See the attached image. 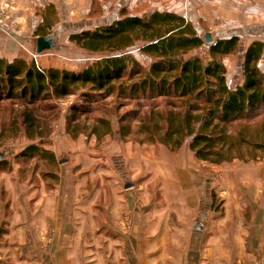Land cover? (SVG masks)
I'll use <instances>...</instances> for the list:
<instances>
[{"label": "crops", "instance_id": "obj_1", "mask_svg": "<svg viewBox=\"0 0 264 264\" xmlns=\"http://www.w3.org/2000/svg\"><path fill=\"white\" fill-rule=\"evenodd\" d=\"M92 1L0 0L12 7L18 23L15 30L0 26V58L13 61L26 54L32 39L77 22ZM160 3L159 11L191 22L206 24L214 18L225 27L259 25L264 31V0ZM77 145L80 152L74 156L79 158L85 148ZM146 146L107 148L111 156L123 153L124 170L134 176L122 181L121 169L109 168L115 175L109 192L101 193V206L100 193L86 189L84 196L85 182L73 171L56 188L46 187L39 176L38 188L23 185L18 195L7 189L5 204L0 193V264H264V158L211 164L196 159L186 146L174 152L150 145L160 155L146 161ZM45 149L57 160L62 152ZM82 163L83 158L69 168ZM213 195L223 201L217 211ZM15 197L22 206H15Z\"/></svg>", "mask_w": 264, "mask_h": 264}, {"label": "trees", "instance_id": "obj_2", "mask_svg": "<svg viewBox=\"0 0 264 264\" xmlns=\"http://www.w3.org/2000/svg\"><path fill=\"white\" fill-rule=\"evenodd\" d=\"M69 40L90 53L108 54L80 71L41 67L35 60L27 61V54L13 61L0 58V111L7 114L13 104L17 106L8 119L0 118V140L26 137L30 144L20 153L23 162L39 157L58 164L42 144L51 129V119L42 113L51 101L79 92L82 103L71 106L68 116V132L74 136L87 127L80 128L77 114L87 116L113 98L117 126L107 115L96 117L90 133L98 141L116 135L121 141L134 138L172 151L187 146L196 159L211 164L262 158L264 121L255 120L264 111V42L245 48L242 84L230 85L227 69L217 57L239 52V37L207 46L203 36L175 13L128 15L75 33ZM138 42L143 43L140 52L149 58L147 66L128 52ZM203 46L208 47V62L200 56L184 58ZM131 102L136 108L123 112Z\"/></svg>", "mask_w": 264, "mask_h": 264}, {"label": "rangeland", "instance_id": "obj_3", "mask_svg": "<svg viewBox=\"0 0 264 264\" xmlns=\"http://www.w3.org/2000/svg\"><path fill=\"white\" fill-rule=\"evenodd\" d=\"M159 4H161L160 0H94L86 10L87 12L85 15L79 17L77 16V22L59 25L58 28L48 33V35L57 33V42L58 45L61 46V49L58 48L55 50H48L41 55H37L35 50L36 39L34 38L31 40V50L24 51L27 54L25 59L27 61L35 60L36 63L41 67L55 66L61 69L80 71L84 67L106 56L108 53H90L76 46L69 39L67 40L66 36L69 35L70 38V36L75 33H81L82 31L87 30L93 31L102 25L111 24L112 22L122 19L123 17H126L128 15L145 18L151 15L153 12L157 11L171 12L167 10L159 11L157 9ZM4 5L5 4H2L0 5V7H3ZM167 6L168 2L166 4H162L159 7L165 8ZM9 7L12 11V7L10 5ZM197 16H199V14H197ZM13 17L16 16L13 15ZM52 17L54 16L52 15ZM197 18L198 17H196V19ZM55 19L56 17H54V19L52 20ZM213 19L211 22H206V24L191 22L188 19L186 20L193 26L198 36L202 37L205 33H211L214 38V42H217L222 38H230L232 36L239 37L241 48L239 52L217 58L221 59L227 69L228 83L230 85L242 84L241 63L243 52L245 48L254 41L264 42V31L260 29L259 25L250 26L245 24L239 25L237 26V28H232L230 26L225 27L227 26L226 24L221 23L218 19ZM230 29L235 30L231 31ZM142 45V42H138L132 48H130L128 52L140 64H142V66H147L149 58H147L140 52V48L142 47ZM193 56H200L204 63L208 62L210 60L208 47L203 46L201 49H195L190 53L184 55V58L188 59ZM113 101V98H111L104 102V104L103 102H101L98 106L97 111L93 110V112L87 114V116L77 114V116H81L79 117L80 128L84 125L87 126L86 132H82L77 136H74L73 133L68 132L67 127L69 124L68 116L70 115V107L76 105L77 103H79V105H81L82 103V101L80 100V92L77 93V95H72L61 100H53L50 102L49 106L45 108V111H43L42 114L44 117L46 116L51 119V129L49 134H47V136L42 139V144H44V148L53 146L55 148V151H57L58 149H62V152L58 158L59 166L54 160H45L39 157H32L28 161L23 162L24 159H22L23 157L20 156V153L25 147H27V145L30 144V141L24 136H18L16 138L12 137L11 139H8V136L3 137L0 140V154L3 156L2 158H4L1 161L2 165L0 167V189L2 190L0 193L2 194L4 199L1 201L5 204L7 200L5 195L6 191H8L7 189H11L14 194L18 195L22 193L21 187L23 185H31L38 188L39 184L41 183V181L39 180V176L43 179L46 187L56 188L61 184V182H63L62 179L64 178L65 173L67 175L68 172L73 171L74 173L71 172L73 173V175H78L79 173L80 177L85 182V186L83 187L84 196H86V189L89 190L88 193H91L92 191H94L95 194L100 193L98 195L97 203L98 206H101L100 202H103V199L105 197L101 193H104V191L105 193L109 192L108 182L110 180V177H112V175H115V173L111 174L109 172L112 171L109 168L115 167L116 170L121 169L120 177L122 178V181L134 176V172H132L133 174H127L125 172L123 163L125 160L122 152L120 153V155L115 154L111 156L109 153H106V151L108 149L111 151L114 150L112 146L117 145L121 146L124 144H132L134 145V148L139 145H143L134 138L121 141L120 138L116 135H109L108 137L98 141L97 137L90 133V126L92 125L93 120L96 119V117H100L102 115L111 117L114 128L117 126V113L115 114V110H113ZM107 108L109 110H107ZM134 108H136V102H131L128 104V106H125L123 108V112L127 110H133ZM16 109V104H13L11 106V112L5 114L1 113L0 111V118L8 119L9 115H13L12 111H15ZM263 121L264 111L261 112L260 116L255 120V122L262 123ZM72 124L73 123H71V125ZM78 141L81 147H84L85 149L83 152L84 156L76 158L74 154H76L78 151L80 152V148L78 147V145L76 146V144H78ZM146 145H148L146 146L147 149L145 147L143 148L145 149V151H147V153L145 152L147 157H143L142 159L146 161H150L152 159L156 160V157H154V155H160V152L155 153V151H151L149 149L150 145L160 146L162 144ZM111 147L112 149H110ZM115 148L116 150H119V147ZM186 148L188 147L186 146ZM86 151L89 152L86 153ZM174 152H178V150ZM82 158L83 163L77 166L80 168H69L71 164H73V161L80 162L82 161ZM263 158L264 152L262 153V158L260 159ZM64 160L66 161L60 164L61 161ZM108 160L112 161L110 162ZM2 184L3 187H1ZM9 186H11V188ZM20 201L21 199L19 200V202ZM212 202L213 208L216 211L218 209H221L223 201L220 200L219 196L213 195ZM14 203L16 207L22 206L21 203H18L16 197ZM7 206H12V202H9ZM204 206L206 207V201L202 207Z\"/></svg>", "mask_w": 264, "mask_h": 264}, {"label": "water", "instance_id": "obj_4", "mask_svg": "<svg viewBox=\"0 0 264 264\" xmlns=\"http://www.w3.org/2000/svg\"><path fill=\"white\" fill-rule=\"evenodd\" d=\"M203 39H204L205 44L207 46L214 44V38H213L211 33H205L203 35ZM57 40H58V37H57L56 33H53V34H50L47 36L38 37L36 39V46H35L36 54L41 55L48 50H55V49L61 48V46L58 45ZM2 157L3 156L0 154V159ZM65 161L66 160L61 161V163L65 162ZM130 187H132V185L127 186V188H130ZM247 264H255V263L249 261Z\"/></svg>", "mask_w": 264, "mask_h": 264}, {"label": "built area", "instance_id": "obj_5", "mask_svg": "<svg viewBox=\"0 0 264 264\" xmlns=\"http://www.w3.org/2000/svg\"><path fill=\"white\" fill-rule=\"evenodd\" d=\"M0 26L9 29H17L18 23L11 13V9L8 4L0 7Z\"/></svg>", "mask_w": 264, "mask_h": 264}]
</instances>
